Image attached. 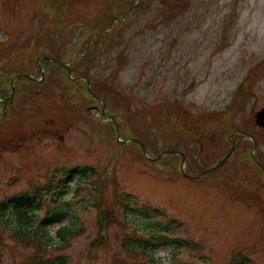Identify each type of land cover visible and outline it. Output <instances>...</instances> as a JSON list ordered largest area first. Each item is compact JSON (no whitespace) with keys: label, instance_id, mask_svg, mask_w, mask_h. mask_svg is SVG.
Returning <instances> with one entry per match:
<instances>
[{"label":"rangeland","instance_id":"374dc122","mask_svg":"<svg viewBox=\"0 0 264 264\" xmlns=\"http://www.w3.org/2000/svg\"><path fill=\"white\" fill-rule=\"evenodd\" d=\"M137 1L0 0V66L17 67L9 75L0 71V80L7 78L10 86L12 75L23 70L22 58H32L37 76L41 56L77 58L74 74L93 79L106 111L118 116L120 130L129 129L148 153L133 141H119L81 81L64 80L54 67L45 68L42 80H36L43 83L34 82L30 96L22 84L8 118L0 121V138L7 135L2 140L7 147H0L1 264L24 261L38 244L16 236L21 224L16 209L32 218L26 215L23 222L27 235L45 228L52 240L48 247H55L57 200L61 225L84 227L67 240L65 264H113L114 250L100 248L96 259L87 257L98 230L99 190L102 201L126 218L125 231L155 235L158 264H227L236 249L246 252L248 264H264V179L242 149L226 166L199 178L181 175L178 182L172 155L152 158L172 147L175 117H181L178 131L184 134L192 117L207 116L196 129L210 138H222L231 125L248 126L256 118L264 106V71L255 80L264 65V0H185L183 11L170 18L161 0H146L135 12ZM251 76L252 92L239 100L234 124H218L216 115ZM256 132L264 157V131ZM226 149L205 143L186 170L199 173ZM104 169L111 174L100 185ZM70 174L69 187L57 199L59 180ZM45 217L49 221L42 224ZM123 231L116 223L109 227L112 248L120 249ZM189 240L203 248L175 243Z\"/></svg>","mask_w":264,"mask_h":264},{"label":"trees","instance_id":"16d2710c","mask_svg":"<svg viewBox=\"0 0 264 264\" xmlns=\"http://www.w3.org/2000/svg\"><path fill=\"white\" fill-rule=\"evenodd\" d=\"M161 1L167 5V9L170 13V15H168V18H170L171 16H175L178 12L183 11L185 7V0H161ZM145 3H146V0H140L139 3H137L136 6L133 7L134 10L140 11L142 9L141 8L142 5H145ZM43 62H44V67L46 69H53L55 67L59 70V75L64 80L68 82L73 81L72 78L69 76L67 69L64 66L60 65L59 63L50 61V60H43ZM36 68L38 69V74H40L39 67L37 66ZM35 83L42 84L43 82L38 83L37 81H35ZM243 86H247V85H243ZM84 90H85L84 93L86 96H91L87 89H84ZM93 90L95 91V89ZM247 92L249 91L245 90V92H243V98L246 97L245 95ZM98 103H99L100 108H102V103L100 101ZM89 109L90 108H88V110ZM112 126L114 127V130H115V126L113 124ZM107 167H110V166H107ZM107 170L105 172V176L111 174V172ZM87 171L88 170L85 169V171L83 172V176H86L85 174L87 173ZM123 202L124 201L121 200V203ZM98 206H99L98 207L99 214L97 217L98 230H97V235L93 239H91L89 242L88 252H87L88 260H92L96 258L98 249L107 242V239H108L107 229L109 228V226L114 222L120 223V220L117 218L118 216L117 213L113 209H111L109 206H107L105 202H103L102 200L99 201ZM15 213L18 214L17 218L19 222L26 219L25 218L26 215L28 219H32L30 215L28 214L25 215L24 213L19 211V209H16ZM61 219H62L61 211L56 212L54 221L58 222V225H59V228L57 229L56 234L60 238V240H62L61 242H66V240H69L71 235H78L84 232V227H81L80 229H76L77 226L75 223L73 225H71V223L66 224V225H61L62 224L60 223ZM48 221H49V217H45L42 220V224H45ZM178 225H181V223L179 222ZM14 230H16V233H15L16 236L22 237L21 240L24 239L28 243H30V241L33 239V240H36L38 243L37 244L38 249L35 251L27 252L26 259L22 261L20 264H65V260L67 259V257L63 254H58V255H55L54 257L48 256V254L50 253L48 251V244L52 240L49 235V231L45 233V231H47L45 230V228L40 229L41 232L38 234H34V235H31V234L27 235L23 230V225L21 224H18V227L15 228ZM47 236H48V239H46ZM127 238L129 239L131 238L133 240V243L130 244L133 246L129 247L127 246V243H124L123 246L125 247V249H127L131 253L132 259H125L119 256L118 254H116V252H113L114 264H151L154 261H155L154 264H157V260H154V258L152 257V254H153L151 251L152 246L150 245V242L148 239H145V237L143 236L137 235L136 232L129 234ZM143 241H144V248L141 250L137 246L141 245ZM0 242H3V235L1 233H0ZM176 244L178 247H186V242H183V241H178L176 242ZM1 256H2V251L0 249V262H1ZM247 261H248V257H246V252L244 250L236 251L235 255L233 256V262L235 264H248Z\"/></svg>","mask_w":264,"mask_h":264},{"label":"flooded vegetation","instance_id":"af4514ba","mask_svg":"<svg viewBox=\"0 0 264 264\" xmlns=\"http://www.w3.org/2000/svg\"><path fill=\"white\" fill-rule=\"evenodd\" d=\"M5 42V41H2ZM17 59H18V55H17ZM25 60V62L22 64V72H15L12 75V78L10 79V86L7 82V78L4 80H0V121H4L8 118L9 114H10V109L9 107L12 106L15 102H16V97L15 95L12 96L10 93L12 91V84L13 81L16 82V80H18L19 76H22L24 78H22L21 80L23 81L25 78L24 82H19L16 86V91L19 89V87L22 86V84H24L25 86V90L27 93V97L28 95L30 96L32 94V85H33V80L32 78H28L27 76L32 74L33 71V61L32 58H22ZM10 60V59H9ZM0 71L9 75L12 71H16L17 67L15 64H13L12 62H9L6 64V66L4 67L3 65L0 66ZM16 78V79H15ZM28 103V101L26 102V104ZM228 106L225 107V109L222 111V114L225 110H227ZM200 117H192L190 120V123L192 124L191 126H188L185 128V133L182 134L178 131V124L181 123V117H175V124L177 125L175 127V132L173 135V144L171 147V155H172V163H173V167L176 169L177 167V163L179 161V159L181 161H183V158L185 160V166L184 167H190L192 160L191 157H194L195 152L197 149H199V152H201L204 148L205 143L210 144V147L212 148H216L217 144L222 143L224 144L227 149L225 152L221 153L218 155V157L216 159H213L207 166H205L206 168L202 171H200L197 174H191L189 172H187L185 170V172L182 170L181 173H179L178 175L175 174L173 180L175 182H178L179 179L181 178V175L185 176V177H190V175L193 176H197L198 174H200L201 172L205 171L206 169L213 167V165L217 164L230 150V148L232 147V145L235 143L236 144V149L233 152V154L231 155V157L229 158L228 162L221 165L220 167L226 166L228 163H230V160L232 159V157L234 155H236L237 150H240L241 148H244L246 150V148L248 147V145H251V137L249 135H245V131H247L248 133L252 134L253 132L250 131L248 129V126H244L242 129L238 128L236 125L233 127V129L229 132V133H225L223 135L222 138H218V137H213L210 138L208 135V132L203 131L202 129H200V131L198 129H196V127L198 128H202L206 123V119L207 116H203L201 119H199ZM252 122H250V127H253V130L259 129L257 126H253L251 124ZM26 127V125L24 126ZM264 131V130H261ZM252 132V133H251ZM2 133H0L1 135ZM209 137V139H208ZM7 139V135L0 138V147H7V143L3 142L2 140H6ZM217 139V140H214ZM224 154V156L221 157V155ZM263 167L257 165L258 167H260L261 171L263 172L264 175V163ZM177 170V169H176ZM198 178V177H196Z\"/></svg>","mask_w":264,"mask_h":264},{"label":"water","instance_id":"95a60500","mask_svg":"<svg viewBox=\"0 0 264 264\" xmlns=\"http://www.w3.org/2000/svg\"><path fill=\"white\" fill-rule=\"evenodd\" d=\"M44 58H49L48 56H45ZM53 61H57L60 62L62 65H65L68 67L67 64H65L62 60L58 59V58H52ZM256 122L259 126L264 127V107L261 108L257 113H256ZM234 151V147L230 150V152L227 154V156L221 161L219 162L215 167L220 166L221 164H223L224 162H226V160L228 159V157L231 155V153Z\"/></svg>","mask_w":264,"mask_h":264}]
</instances>
